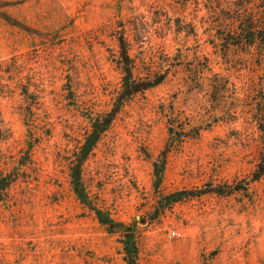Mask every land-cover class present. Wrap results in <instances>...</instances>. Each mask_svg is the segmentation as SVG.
Masks as SVG:
<instances>
[{"label":"rangeland","instance_id":"rangeland-1","mask_svg":"<svg viewBox=\"0 0 264 264\" xmlns=\"http://www.w3.org/2000/svg\"><path fill=\"white\" fill-rule=\"evenodd\" d=\"M262 166L264 0H0V264H264Z\"/></svg>","mask_w":264,"mask_h":264},{"label":"trees","instance_id":"trees-1","mask_svg":"<svg viewBox=\"0 0 264 264\" xmlns=\"http://www.w3.org/2000/svg\"><path fill=\"white\" fill-rule=\"evenodd\" d=\"M125 58L127 60V62H129V57L127 55V53L125 54ZM125 69V87H124V91L121 95V99L125 98V97H129L132 96L133 94L142 91L143 89H148V88H152L155 87L159 84H161L164 79L165 76L161 75L159 76L155 81H144V82H140V83H134L132 81V71L131 69L126 66L124 67ZM111 117H107L105 120V124L109 125L111 122ZM106 125H104L103 123H96L95 125V129L93 131V133L89 136L86 145H85V150L90 151L92 149V147L96 144V142L98 141L100 134L103 130H105ZM262 172H264V167H261ZM78 185H79V181H77ZM79 188V187H78ZM78 191L80 192V190L78 189ZM100 219L102 220V222L104 223H109V219L103 217V215L101 213H99ZM125 249L128 253V262L130 264H136V258H137V247L135 245L133 236L131 234L127 235V239L125 241Z\"/></svg>","mask_w":264,"mask_h":264},{"label":"built area","instance_id":"built-area-1","mask_svg":"<svg viewBox=\"0 0 264 264\" xmlns=\"http://www.w3.org/2000/svg\"><path fill=\"white\" fill-rule=\"evenodd\" d=\"M173 234H176V232H173Z\"/></svg>","mask_w":264,"mask_h":264}]
</instances>
